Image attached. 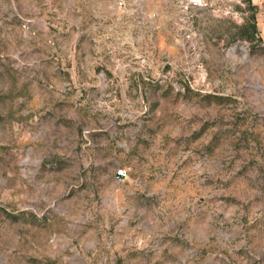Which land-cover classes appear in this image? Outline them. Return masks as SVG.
<instances>
[{
  "label": "rangeland",
  "instance_id": "1",
  "mask_svg": "<svg viewBox=\"0 0 264 264\" xmlns=\"http://www.w3.org/2000/svg\"><path fill=\"white\" fill-rule=\"evenodd\" d=\"M0 264H264V0H0Z\"/></svg>",
  "mask_w": 264,
  "mask_h": 264
},
{
  "label": "water",
  "instance_id": "2",
  "mask_svg": "<svg viewBox=\"0 0 264 264\" xmlns=\"http://www.w3.org/2000/svg\"><path fill=\"white\" fill-rule=\"evenodd\" d=\"M124 174H125V173H124L123 171L120 173L121 176H123Z\"/></svg>",
  "mask_w": 264,
  "mask_h": 264
}]
</instances>
